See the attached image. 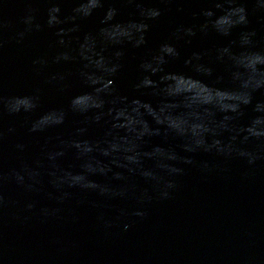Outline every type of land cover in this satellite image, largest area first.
Here are the masks:
<instances>
[{"label": "clouds", "instance_id": "1", "mask_svg": "<svg viewBox=\"0 0 264 264\" xmlns=\"http://www.w3.org/2000/svg\"><path fill=\"white\" fill-rule=\"evenodd\" d=\"M24 2L27 7L19 19L20 26L11 34V22L0 6V219L14 203L7 186L14 184L23 192L39 193L45 174L52 189L48 198L58 205L71 198L73 189L94 192L109 200L126 199L135 190L129 179L137 175L152 183L161 200L169 199L177 188L173 177L183 175L185 169L162 161L185 165L198 162L160 146L143 150L146 137L160 135L161 127L184 140L182 148L188 153L236 158L249 165L264 159V101L256 99V93L264 92V49L257 47L258 31L252 21L253 15L264 19V0H202L204 6L196 13V22L175 25L155 48L149 47V33L166 11L159 4L191 0H159L151 5L147 0H117L136 10V15L126 21L118 19L120 8L114 4L105 7L109 0H70L72 7L67 13L62 7L65 0H45L48 6L43 17L40 9L33 6L35 0ZM100 11L103 16L98 26L83 31L84 23ZM176 11L183 12L184 8ZM44 31L55 37V52L34 57V70L39 73L50 65H76L75 71L48 74L45 83L68 95L65 104L46 110H42L40 87L9 95L3 91L2 79L3 53L8 44H23L31 35ZM208 37L220 43L184 54L195 40ZM129 50H141L143 54L137 57L135 77L124 92L119 80L127 66ZM177 62L197 75L169 71L168 66ZM74 80L81 86L78 91H72ZM186 82L198 87L189 88ZM249 112L252 115L240 123ZM145 114L159 127L152 129ZM70 116L80 119L68 136H58L55 142L49 137L33 161L22 160L18 167H5L9 139L18 135L17 128L9 123L11 118L23 117L25 134L40 136L66 126ZM97 128L102 129V135L93 137L91 131ZM225 134L227 140L222 138ZM250 143L257 144L260 150L245 146ZM13 147L21 155L28 149L21 140ZM97 153L108 158V163L96 159ZM67 157L82 161L81 171L64 167L61 161ZM144 159L157 160V168L165 174L145 170ZM199 167L208 170L209 163L201 161ZM110 173L111 180L120 181L119 185L91 179ZM135 198L140 205L152 200L147 190ZM35 208V201L25 205L29 212ZM59 211V207L40 209L45 217ZM127 214L121 210V215ZM132 215L144 217L146 213L136 210ZM128 227L124 225L125 230Z\"/></svg>", "mask_w": 264, "mask_h": 264}]
</instances>
